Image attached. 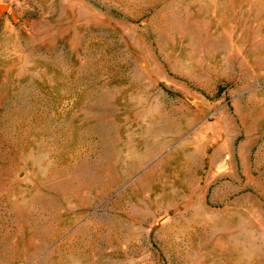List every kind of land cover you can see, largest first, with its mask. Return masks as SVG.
I'll return each mask as SVG.
<instances>
[{
	"label": "rangeland",
	"instance_id": "1",
	"mask_svg": "<svg viewBox=\"0 0 264 264\" xmlns=\"http://www.w3.org/2000/svg\"><path fill=\"white\" fill-rule=\"evenodd\" d=\"M0 264H264V0H0Z\"/></svg>",
	"mask_w": 264,
	"mask_h": 264
}]
</instances>
